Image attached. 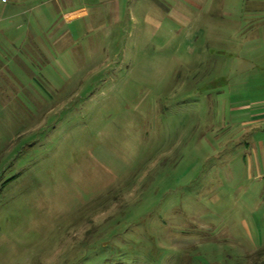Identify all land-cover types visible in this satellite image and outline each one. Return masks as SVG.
Masks as SVG:
<instances>
[{
    "label": "rangeland",
    "instance_id": "374dc122",
    "mask_svg": "<svg viewBox=\"0 0 264 264\" xmlns=\"http://www.w3.org/2000/svg\"><path fill=\"white\" fill-rule=\"evenodd\" d=\"M147 1L51 15L43 54L0 0V264H264V197L218 145L264 98V37Z\"/></svg>",
    "mask_w": 264,
    "mask_h": 264
},
{
    "label": "crops",
    "instance_id": "0c3cea01",
    "mask_svg": "<svg viewBox=\"0 0 264 264\" xmlns=\"http://www.w3.org/2000/svg\"><path fill=\"white\" fill-rule=\"evenodd\" d=\"M18 13L15 18L19 21L20 34L26 38L27 48L40 50L43 54L47 53L46 45L39 40V36L47 38L48 46L50 37V21L59 13L65 18V21L72 24L75 20L85 21L93 15L94 19H100L102 7L109 5V12L119 15V6L121 3L134 4V0H12ZM7 2H5L6 4ZM137 4H146V0H138ZM150 4H160L156 0H148ZM78 4L70 11H65L64 6ZM162 4L172 6L188 5L194 14L193 20H189L183 8L175 7L171 10L165 9L166 14L183 21H199L201 19H220L229 22H235L234 33L232 36H238L243 39L244 45H248L247 52L261 53L263 49H258L257 43L261 36L264 37V0H163ZM104 8V7H103ZM172 13H171V12ZM174 16H173V15ZM8 17L3 18L6 20ZM10 19V18H9ZM228 30V29H227ZM4 33L0 29V36ZM68 34V33H67ZM246 38V39H245ZM255 45V46H254ZM257 65L254 67L258 71H264V60L261 54L255 55ZM264 76V72L257 74ZM264 79V78H262ZM264 84V81H262ZM230 117L238 119L239 126L236 128V137L227 141L222 140L219 147L225 149L227 143L233 140L234 158L238 159L239 166L245 169L246 181L253 182L254 189H248L249 196L264 197V98L258 99L248 106L245 110H234L230 112ZM234 128V127H233ZM218 141V140H217ZM240 168V167H238ZM247 190V191H248ZM245 191V196L247 195ZM260 196V197H259ZM245 227H249L246 220L240 221ZM250 251V256H262L264 258V248Z\"/></svg>",
    "mask_w": 264,
    "mask_h": 264
}]
</instances>
